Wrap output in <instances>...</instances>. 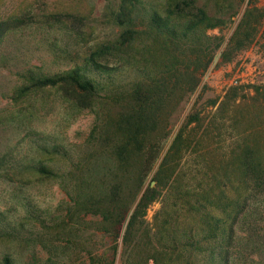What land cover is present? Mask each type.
<instances>
[{
	"label": "trees",
	"instance_id": "trees-1",
	"mask_svg": "<svg viewBox=\"0 0 264 264\" xmlns=\"http://www.w3.org/2000/svg\"><path fill=\"white\" fill-rule=\"evenodd\" d=\"M242 3L243 0H212L211 3L165 0L159 6L144 10V21L139 25L136 22L141 12L139 0H108L109 22L114 30L111 36L90 46L68 69L49 73L38 67L37 71H29L24 82L30 83L31 88L60 90L77 110L94 115L89 135L78 143L74 153L57 141L50 143L51 137L38 145L45 153L64 159L61 167L41 164L37 172L61 184L70 199L65 212L48 215L47 220L40 219L45 235L59 234V228L76 232L86 223L87 215L97 217V224L114 237L115 253L124 225L121 264H138L131 260V255L148 206L173 196L171 211L174 212L166 214L163 226L171 231L170 225L177 227L180 222L189 225L183 226L185 230L173 229L172 234H163L161 238L167 239V243L160 244L161 248L151 258L146 257L145 264H161L158 257L165 260L175 251H195L201 255L205 250L208 238L203 227L194 225L198 223L197 211L221 206L222 211H229L230 217L232 211L245 209L248 197L264 199V84L249 87L241 96L232 94L221 102L234 106L231 120L239 128L230 153L235 158L232 164L224 163V155L213 154L210 144L203 145L209 136L208 130L198 135L190 127L199 120L197 114L187 116L161 157L159 151L151 155V138L170 97L175 92H195L202 72L212 63L222 44L220 37L207 34V30L237 15ZM259 11L252 0L247 1L227 48L232 45L239 48L251 42L260 22L255 14ZM82 20H60L61 27L75 31L80 39L87 26ZM55 22L59 25V19ZM229 50L221 51L223 62L232 60L233 50ZM186 152L199 164L194 171V166H188L189 181L188 172L182 171L188 159ZM151 173V180L146 184ZM228 182L239 184L231 197L225 194ZM209 184L215 185L217 192L210 193ZM221 196L228 202L219 205ZM258 204L253 202L249 207L259 211ZM230 232H233L231 224ZM210 233L213 238L218 236L214 229ZM220 233L223 231L219 236ZM151 235L147 232L149 244ZM64 241L69 243L68 239ZM74 244L79 247L77 242ZM69 248L66 244L45 246L47 264H72L67 253ZM77 252L78 258L86 254L83 260L88 259L89 264H114L115 261V255L112 259L104 254L103 260L96 258L89 247L77 248ZM218 256V264H232L228 251ZM149 259L154 261L150 263ZM0 264L18 262L5 254ZM189 264L206 262L200 257Z\"/></svg>",
	"mask_w": 264,
	"mask_h": 264
},
{
	"label": "rangeland",
	"instance_id": "rangeland-1",
	"mask_svg": "<svg viewBox=\"0 0 264 264\" xmlns=\"http://www.w3.org/2000/svg\"><path fill=\"white\" fill-rule=\"evenodd\" d=\"M163 1L139 0L141 12L136 22L143 24L144 10L159 6ZM247 1L243 0L237 15L223 25L207 30V34L220 37L222 44L212 63L202 72L195 92L186 94L180 91L170 97L151 138V155L159 151L161 157L187 116L197 114L199 120L190 127H194L198 135L205 129L209 131L203 145L210 144L213 154L224 155V163H233L235 158L230 153L234 147L235 132L239 128L231 120L234 106H225L221 102L231 98L232 94L238 93L241 96L248 92L249 87L264 84V0H252L260 10L255 13L260 22L251 42L239 48H235L236 45L227 48V42ZM201 2L211 3L212 0ZM109 11L108 0H0V258L9 254L18 264H47L48 252L45 246L66 244L70 247L67 253L72 264H89L88 259L83 260L86 254L78 258L77 248L81 247H89L98 259L104 255L112 259L115 255L114 264H121L124 225L115 253L114 237L105 233L97 224V217L87 215L84 219L86 223L77 227L76 232L59 228V234H44L46 230L40 219L47 220L48 215L65 212L70 199L61 184L37 172L41 164L61 167L64 159L45 153L38 145L47 140L44 138L51 137L50 143L57 141L65 145L70 153H74L78 143L89 135L94 115L89 111L77 110L66 100L67 97L64 99L60 90H35L30 83L24 82L29 71H37L38 67L49 73L72 67L90 46L111 36L114 30L109 22ZM74 18L77 21L83 19L82 23L87 25L80 39L75 31L61 27L60 20ZM57 19L59 25L55 22ZM224 49H230V52L233 50L232 60H221L220 53ZM186 153L188 159L182 171L188 172L186 177L189 181L188 166H194V171L199 164L193 162V157ZM152 175L148 176L146 184ZM153 184L154 181H151ZM237 186L239 184L236 182H228L225 194L233 196ZM209 189L210 193L217 192L213 184H209ZM218 200L219 205L228 202L222 196ZM174 202L172 196L148 206L145 223L138 228L134 239L132 261L145 264L147 256L151 258L155 250L161 248L160 244L167 243V239L161 238L163 234H172L173 229H187L183 226L189 223L180 222L177 227L175 224L173 227L170 225L171 231L162 224L166 214L174 212L171 211ZM253 202L260 203L259 211L250 209ZM208 210L197 211L199 224L194 223L196 228L203 227L204 235L208 238L202 254L175 251L166 256L165 260L158 257L159 263L189 264L201 257L206 264H218V254L223 255L228 251L232 264H264L262 197H248L245 209L232 211L230 217L229 211H222L221 206L215 209L209 207ZM208 216L213 218L208 219ZM229 224L233 228L230 234ZM213 229L218 235L214 238L210 233ZM149 231L152 234L151 244L147 237ZM221 231L223 233L219 236ZM36 235H39L40 240ZM76 242L79 246L77 248L74 244ZM148 261L151 263L154 260Z\"/></svg>",
	"mask_w": 264,
	"mask_h": 264
},
{
	"label": "built area",
	"instance_id": "built-area-1",
	"mask_svg": "<svg viewBox=\"0 0 264 264\" xmlns=\"http://www.w3.org/2000/svg\"><path fill=\"white\" fill-rule=\"evenodd\" d=\"M234 82H238V81L235 80Z\"/></svg>",
	"mask_w": 264,
	"mask_h": 264
}]
</instances>
